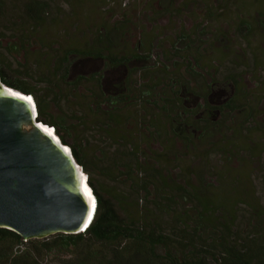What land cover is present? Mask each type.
<instances>
[{
    "label": "rangeland",
    "instance_id": "obj_1",
    "mask_svg": "<svg viewBox=\"0 0 264 264\" xmlns=\"http://www.w3.org/2000/svg\"><path fill=\"white\" fill-rule=\"evenodd\" d=\"M9 1L16 5L19 0ZM41 1L60 18L45 32L49 45L102 49L103 57H86L84 72L102 75L108 90L133 91L135 99L129 101L130 112L127 110L133 120L159 116L157 126L151 129L162 131L170 148L166 151L152 142L149 148L142 143L141 149L152 163L154 158L160 160L165 177L170 176L168 182L177 189H172L170 206L161 214L154 207V196L140 192V210L152 211L149 215L154 221L171 229L176 227L171 217L181 215L183 208L189 211L195 207L177 195L178 187L201 188L199 196L215 198L214 205L219 200L226 202L216 212L221 223L204 235L203 244L213 249L216 258L223 243L234 238L261 236L257 245H264V152L244 158V145L264 144V0ZM243 23L249 27L243 29ZM32 45L40 46L38 42ZM189 53L199 59V66L193 64V73L184 57ZM230 74L235 75V81L230 80ZM17 78L33 81L20 74ZM210 91L206 102L203 96ZM62 108H66L63 103H48L46 110L58 116ZM252 111L256 119H250ZM176 118L183 122L180 137L174 136L168 125L172 121L177 125ZM96 156L90 155V169L104 197L113 200L126 193L134 205L137 195L129 182L113 173L103 176ZM234 202H239L237 207ZM249 244L256 248L253 242ZM206 256L210 264V250ZM45 263L59 264L51 255Z\"/></svg>",
    "mask_w": 264,
    "mask_h": 264
},
{
    "label": "trees",
    "instance_id": "obj_2",
    "mask_svg": "<svg viewBox=\"0 0 264 264\" xmlns=\"http://www.w3.org/2000/svg\"><path fill=\"white\" fill-rule=\"evenodd\" d=\"M59 20L51 7L41 0H19L16 5L9 0H0V77L3 83L32 95L38 119L52 125L63 143L70 146L74 157L88 173V182L96 195V209L90 225L79 233H56L45 238L24 240L16 231L0 227V264H46L45 260L50 255L59 264H209L206 256L209 250L212 255L210 264L264 261V245H257L261 236L225 241L217 258L213 249H207V244H203L204 235L214 228L215 223H221L216 212L226 202L223 205L219 200L218 205H214L215 198L199 196L201 188L178 187L180 194L177 195L194 203L195 207L189 211L183 208L181 215L171 217L170 220L176 223L172 230L158 220L154 221V216L149 215L152 211L145 213L140 210V192L144 196H154V207L161 214L170 206L167 202L174 196L172 189H177L168 182L172 178L165 177L160 160L152 158L155 162L152 163L141 149L142 143L149 148L152 142L166 151L170 148L162 131L151 129L157 126L159 116L151 114V118L133 120L135 117L128 110L129 101L135 99L133 91L108 90L102 75L84 72L86 57H103L102 49H95L92 45L89 49L75 46L60 49L49 45L50 38L45 32ZM241 27L246 29L249 23H243ZM35 42L40 44L38 48L32 45ZM184 57L188 62L187 68L193 73V64L199 66L198 57L191 53ZM202 71L206 77L210 76L208 70ZM18 74L31 77L33 81L25 83L17 78ZM233 77L235 75L230 74V80L235 81ZM209 94L211 91L204 94V101L207 102ZM48 103H63L66 108L54 116L46 110ZM230 103L231 99L226 102L227 105ZM249 115L250 119H256L253 111ZM161 116L164 117L163 114ZM176 123H168L169 129L174 136L180 137L183 122L178 120ZM74 128L75 133L72 134ZM244 146L245 159H250L256 152H264L263 143ZM93 153L97 154L103 176L113 173L117 177L124 176L129 182V187L137 195L134 205L129 203L132 198L126 193L113 200L104 197L90 169V155ZM222 178L225 180L224 176ZM237 204L239 202L233 203L235 207ZM192 212H195L194 216ZM250 242L256 248H251Z\"/></svg>",
    "mask_w": 264,
    "mask_h": 264
},
{
    "label": "water",
    "instance_id": "obj_3",
    "mask_svg": "<svg viewBox=\"0 0 264 264\" xmlns=\"http://www.w3.org/2000/svg\"><path fill=\"white\" fill-rule=\"evenodd\" d=\"M25 94L0 77V227L24 240L85 231L97 204L87 173Z\"/></svg>",
    "mask_w": 264,
    "mask_h": 264
},
{
    "label": "bare ground",
    "instance_id": "obj_4",
    "mask_svg": "<svg viewBox=\"0 0 264 264\" xmlns=\"http://www.w3.org/2000/svg\"><path fill=\"white\" fill-rule=\"evenodd\" d=\"M10 91H12V92H14L13 90H10ZM19 95H22V93H18ZM25 96V98L31 103H34L35 102V100H34V98L32 97V96H30L29 94H25L24 95ZM35 104H36V102H35ZM40 125H41V127H42V129L45 131V132H47V133H49L50 135H52L57 141H60L59 140V137L56 135V133H53V131L51 130V129H49V127L48 126H46L45 125V123L42 121L41 123H40ZM85 172V171H84ZM88 196H89V194H87ZM90 221H91V219H90ZM89 221V222H90ZM87 228V227H86Z\"/></svg>",
    "mask_w": 264,
    "mask_h": 264
},
{
    "label": "flooded vegetation",
    "instance_id": "obj_5",
    "mask_svg": "<svg viewBox=\"0 0 264 264\" xmlns=\"http://www.w3.org/2000/svg\"><path fill=\"white\" fill-rule=\"evenodd\" d=\"M88 176V175H87Z\"/></svg>",
    "mask_w": 264,
    "mask_h": 264
}]
</instances>
